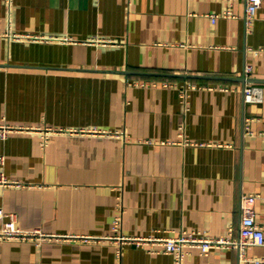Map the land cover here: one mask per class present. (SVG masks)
Instances as JSON below:
<instances>
[{
    "label": "crops",
    "instance_id": "1",
    "mask_svg": "<svg viewBox=\"0 0 264 264\" xmlns=\"http://www.w3.org/2000/svg\"><path fill=\"white\" fill-rule=\"evenodd\" d=\"M226 7L0 0V123L86 130L45 146L37 132L0 137V177L26 184L0 185V208L60 236L0 239V264H174L106 239L120 202L126 235L238 237L243 194L258 196L264 227V2L250 27L245 0L213 22ZM248 64L261 102L245 101ZM135 80L196 87L185 108L178 88ZM189 251L185 264H239L235 248ZM248 253L264 257V245Z\"/></svg>",
    "mask_w": 264,
    "mask_h": 264
},
{
    "label": "built area",
    "instance_id": "2",
    "mask_svg": "<svg viewBox=\"0 0 264 264\" xmlns=\"http://www.w3.org/2000/svg\"><path fill=\"white\" fill-rule=\"evenodd\" d=\"M227 7L221 13L212 14V21L215 22L219 16H231L234 15L232 7L235 0H225ZM264 0H245V22L248 27L253 24L256 13ZM33 37L35 39H45L44 37ZM66 40L68 38H65ZM253 66L248 64L245 69L246 84L243 87V93L245 101L247 102H261L263 100V94L259 87L253 85L250 81L252 78ZM134 85H146L152 84L155 86H172L180 90V101L188 108L190 90L195 88V85L184 84L179 85L176 82L170 81H133ZM69 131L71 133L85 132L86 130L78 129H63L52 127H29V126H17L11 124L0 123V137L6 139L13 132H37L42 136V145L45 146L49 143L50 135L52 133H60ZM90 131V130H89ZM95 132V130H92ZM187 143L193 144L189 139H186ZM0 185L3 186H24L20 181L11 180L5 174H1ZM258 202V196L256 194H243L241 198V211L242 220L239 228L238 237L221 236L213 237L207 233L187 231L184 230L176 236H139V235H126L122 232V203H119L120 212L117 214L113 221L114 235L109 236L106 239L115 240L119 246L124 244H134L139 247L147 248L151 253L163 251L165 253L172 254L174 257V264H185L186 256L189 254V248L197 247L202 254H208L215 248H235L239 252V264H264V257L253 256L248 253V250L254 246L264 245V227L256 221V207ZM0 219L3 221L0 228V239L5 240H30L40 245L44 241H50L56 236L44 232L40 228L32 230H25L17 225V216L13 212H6L3 208H0ZM232 231V228H230ZM89 239V237H85ZM120 254V250L118 251Z\"/></svg>",
    "mask_w": 264,
    "mask_h": 264
},
{
    "label": "water",
    "instance_id": "3",
    "mask_svg": "<svg viewBox=\"0 0 264 264\" xmlns=\"http://www.w3.org/2000/svg\"><path fill=\"white\" fill-rule=\"evenodd\" d=\"M246 79V78H245ZM250 81H252V78L250 79Z\"/></svg>",
    "mask_w": 264,
    "mask_h": 264
}]
</instances>
